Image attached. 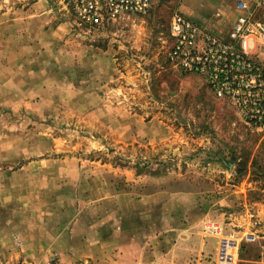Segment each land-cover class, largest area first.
Listing matches in <instances>:
<instances>
[{
	"label": "rangeland",
	"instance_id": "1",
	"mask_svg": "<svg viewBox=\"0 0 264 264\" xmlns=\"http://www.w3.org/2000/svg\"><path fill=\"white\" fill-rule=\"evenodd\" d=\"M234 4L0 0V264L264 262V126L168 56L176 13L227 39Z\"/></svg>",
	"mask_w": 264,
	"mask_h": 264
},
{
	"label": "built area",
	"instance_id": "2",
	"mask_svg": "<svg viewBox=\"0 0 264 264\" xmlns=\"http://www.w3.org/2000/svg\"><path fill=\"white\" fill-rule=\"evenodd\" d=\"M236 18L224 39L176 13L171 23L170 61L202 75L213 91L233 102L250 125L264 126V19L258 16L264 0H234ZM82 20L101 23L105 18L145 14L154 0H72ZM218 18L221 13L217 14ZM239 238L222 239L217 261L236 264ZM264 264V262H261Z\"/></svg>",
	"mask_w": 264,
	"mask_h": 264
},
{
	"label": "crops",
	"instance_id": "3",
	"mask_svg": "<svg viewBox=\"0 0 264 264\" xmlns=\"http://www.w3.org/2000/svg\"><path fill=\"white\" fill-rule=\"evenodd\" d=\"M234 10H235V12H236L235 6H234ZM218 13H219V12H218ZM236 13H237V12H236ZM4 14H8V13H4ZM235 18H236V17H235ZM20 20H22V19H20ZM20 20H19V21H20Z\"/></svg>",
	"mask_w": 264,
	"mask_h": 264
}]
</instances>
